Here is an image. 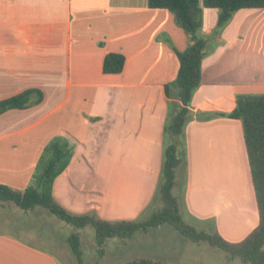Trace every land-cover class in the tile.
Instances as JSON below:
<instances>
[{"label":"crops","instance_id":"1","mask_svg":"<svg viewBox=\"0 0 264 264\" xmlns=\"http://www.w3.org/2000/svg\"><path fill=\"white\" fill-rule=\"evenodd\" d=\"M200 5L201 34L211 44L189 106L186 166L177 170L188 217L234 241L231 220L244 211L222 202L234 170L249 196L252 179L242 123L219 113L231 111L238 94L264 93V37L256 27L264 8L237 10L214 34L218 9ZM188 45L173 13L148 0H0V100L30 88L43 94L36 104L0 114V183L26 188L45 145L62 136L73 155L54 179L55 201L108 221L147 217L159 200L164 127L175 101L165 93L180 66L172 46ZM110 52L125 57L119 73L103 71ZM257 210L247 231L258 225ZM162 225L124 240L148 246L146 235ZM149 254L156 263L178 257ZM62 258L0 230V264H64Z\"/></svg>","mask_w":264,"mask_h":264},{"label":"trees","instance_id":"2","mask_svg":"<svg viewBox=\"0 0 264 264\" xmlns=\"http://www.w3.org/2000/svg\"><path fill=\"white\" fill-rule=\"evenodd\" d=\"M218 9L214 34L231 20L233 14L243 8H264V0H148L151 8H164L171 11L176 23L189 38L188 47L180 51L174 46L180 66L177 77L165 85L166 95L174 99L170 105L164 127V149L161 175L157 185L156 197L160 200L159 209L138 220L108 221L94 212L75 213L69 211L52 195L54 179L68 166L73 155L70 142L56 136L44 147L33 181L23 190L0 183V201L12 202L24 210L40 206L59 219L70 224L72 231L67 240L77 261H82V250L76 229L92 225L96 242L102 245L112 237L126 238L137 231L146 232L162 224L172 225L182 236L193 242L206 241L212 246L238 257L249 264H264V93H241L236 96L235 107L219 115L239 119L243 127V138L247 152L255 199L258 206V225L239 242L226 240L216 229L211 232L197 230L183 222L180 197L172 193L177 185V169L186 166V125L193 118L190 102L195 89L201 83L202 60L209 51L211 39L201 34L202 7ZM125 57L121 53L110 52L103 60L105 73H119L123 69ZM39 89H26L0 100V114L12 108H26L42 100ZM185 180V179H184ZM185 182V181H184ZM122 264H170L156 263L148 258L126 261ZM173 264H189L176 262Z\"/></svg>","mask_w":264,"mask_h":264},{"label":"rangeland","instance_id":"3","mask_svg":"<svg viewBox=\"0 0 264 264\" xmlns=\"http://www.w3.org/2000/svg\"><path fill=\"white\" fill-rule=\"evenodd\" d=\"M256 27L258 29L257 34L263 39L264 16H262L256 24ZM236 173L237 171L234 170L233 174L236 176L234 180H231L234 184H230L227 187L229 192L228 199H225L226 202H222L223 206L227 205L229 207V211H244V213H240V215H244V217L231 220V223L234 226L230 225V229L234 228L232 230L238 235V237L236 236L237 240H229L221 234L226 240L231 242L241 241L255 228L253 227L247 231V229H249L248 227L251 226V223L254 220L252 215L253 206L256 210L258 207L256 205L252 182L249 196V192L247 193L248 189L245 188V186L244 188L240 186V176L239 173ZM184 181L183 175L178 173L177 185L172 190L174 195L180 197L179 200L182 206L181 216L183 222L194 226L197 230H205L207 232L213 231V228H210L211 224L190 219L186 214L184 199L186 183ZM240 193L246 194L241 198L242 196ZM160 206V200H156L150 208H154L152 209L154 211L159 209ZM167 228L168 231L164 232ZM0 230L16 233L23 239L37 245L38 247L48 249L61 255L64 264H122L133 259L146 258L150 255L149 253L156 250L163 251L166 255H178L176 261L180 263L249 264L243 262L238 257L230 258L227 252L212 246L206 241L193 242L182 236L172 225L167 223L163 224L158 229H153L151 233L146 235L145 240L147 245L149 244L148 246L144 244L134 245L131 240H128L126 243L124 240L125 238L121 237L108 238L102 245H98L96 242L95 230L92 225H87L79 230L76 229L82 250V261L79 263L73 255L67 240L69 234L72 231H75L70 224L59 219L56 215L40 206H37L34 209L24 210L8 201H0ZM165 261H172V259L168 257Z\"/></svg>","mask_w":264,"mask_h":264}]
</instances>
